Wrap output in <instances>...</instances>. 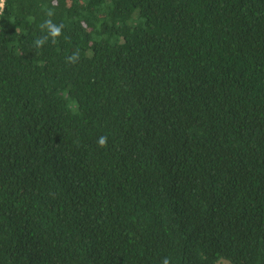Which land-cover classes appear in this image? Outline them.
<instances>
[{
    "label": "trees",
    "instance_id": "trees-1",
    "mask_svg": "<svg viewBox=\"0 0 264 264\" xmlns=\"http://www.w3.org/2000/svg\"><path fill=\"white\" fill-rule=\"evenodd\" d=\"M164 257L264 264V0H4L0 264Z\"/></svg>",
    "mask_w": 264,
    "mask_h": 264
},
{
    "label": "clouds",
    "instance_id": "clouds-1",
    "mask_svg": "<svg viewBox=\"0 0 264 264\" xmlns=\"http://www.w3.org/2000/svg\"><path fill=\"white\" fill-rule=\"evenodd\" d=\"M4 0H0V6L3 5ZM44 14L46 19L39 25L41 33L43 35L38 36L33 41V47L35 49L43 48L49 41L52 44H55L59 37L63 35V30L65 25L63 23H55L53 17L55 12L51 8H46L44 10ZM67 39V37H65ZM80 52L79 49L75 50L70 56L66 57V63L76 64L79 62ZM108 137L100 136L97 140V144L99 147L104 148L107 146ZM161 264H171V261L168 257H164L161 260Z\"/></svg>",
    "mask_w": 264,
    "mask_h": 264
},
{
    "label": "rangeland",
    "instance_id": "rangeland-1",
    "mask_svg": "<svg viewBox=\"0 0 264 264\" xmlns=\"http://www.w3.org/2000/svg\"><path fill=\"white\" fill-rule=\"evenodd\" d=\"M216 264H232V263L226 259H221Z\"/></svg>",
    "mask_w": 264,
    "mask_h": 264
}]
</instances>
